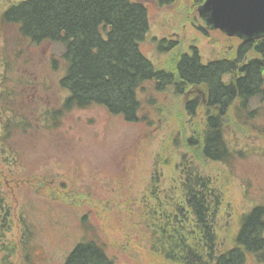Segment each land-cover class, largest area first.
<instances>
[{"label":"rangeland","instance_id":"374dc122","mask_svg":"<svg viewBox=\"0 0 264 264\" xmlns=\"http://www.w3.org/2000/svg\"><path fill=\"white\" fill-rule=\"evenodd\" d=\"M130 1L148 10L141 50L161 71L174 74L180 56L193 50L205 63L236 57L242 40L207 28L198 11L204 3ZM19 2L0 0V264H63L84 238L115 264H175L164 257L170 242H192V225L184 228L179 212L185 158L220 188L218 244L231 248L241 218L264 203V96L253 100L249 123L234 107L225 119L228 146L242 153L230 165L202 154L207 113L218 112L204 86L177 80L160 91L146 83L133 123L100 105L65 112L63 47L25 42L18 26L2 22ZM162 38L173 50H159ZM247 264L258 263L249 256Z\"/></svg>","mask_w":264,"mask_h":264},{"label":"trees","instance_id":"16d2710c","mask_svg":"<svg viewBox=\"0 0 264 264\" xmlns=\"http://www.w3.org/2000/svg\"><path fill=\"white\" fill-rule=\"evenodd\" d=\"M173 1L160 0L163 4ZM195 1L202 4L205 0ZM1 16L6 25L18 26L23 41L36 46L49 43L63 47L67 69L61 84L70 92L63 105L65 112L74 107L100 105L128 123L138 122L139 91L146 83L154 82L157 89L164 91L181 80L191 86H204L208 107L218 110L207 113L201 145L204 159L230 165L236 154L242 155L228 146L225 119L234 107V115H243L238 119L246 123L254 120L255 114L249 108L255 98L264 96V38L242 42L236 57L229 60L221 58L205 63L198 51L185 53L177 60L173 74L158 69L141 50V42L150 32L148 10L141 3L20 0ZM159 46L161 52L174 48L164 40ZM253 52L258 57H251ZM180 172L183 203L179 212L192 222L189 231L192 242L186 244L183 240L181 247L173 243L164 251L166 260L173 261L179 255L187 264H247L250 256L258 264H264V203L241 218L235 244L223 251L215 225L223 204L220 188L192 159H184ZM23 225V245L28 250L31 232L25 222ZM63 264L115 263L96 240L84 238Z\"/></svg>","mask_w":264,"mask_h":264},{"label":"water","instance_id":"95a60500","mask_svg":"<svg viewBox=\"0 0 264 264\" xmlns=\"http://www.w3.org/2000/svg\"><path fill=\"white\" fill-rule=\"evenodd\" d=\"M199 17L210 30L246 42L264 37V0H205Z\"/></svg>","mask_w":264,"mask_h":264},{"label":"bare ground","instance_id":"6f19581e","mask_svg":"<svg viewBox=\"0 0 264 264\" xmlns=\"http://www.w3.org/2000/svg\"><path fill=\"white\" fill-rule=\"evenodd\" d=\"M201 6L202 5H199V8L198 9H200L201 8ZM149 33V32H148ZM148 33H146V36L148 35ZM148 37H145V40L147 39ZM144 40V41H145ZM158 40V39H157ZM162 40H165V38H162ZM162 40H159V41H162ZM144 41H142L141 42V45H142V43H144ZM166 41V40H165ZM186 54H187V52H186ZM182 56H185V54H182L181 55V57ZM251 57H253L252 55H251ZM257 57V55H255L254 56V58H256ZM151 62H153V61H151ZM181 221V220H180ZM179 223V222H178ZM181 224H182V221H181ZM185 224V225H184ZM192 224V222H191V220L189 219V218H187V217H185V216H183V226H184V228H187V227H189L190 228V225ZM216 234H217V230H216ZM218 239V238H217ZM171 240H172V238H171ZM170 241V240H169ZM234 242V244H235V240L233 241ZM171 244H173L174 242L173 241H171L170 242ZM169 243V244H170ZM171 244H170V246H171ZM169 246V247H170ZM180 256H182L183 257V254L182 255H180ZM173 262L175 263V264H187V261L184 259V258H181V257H179V255L176 257V259H173Z\"/></svg>","mask_w":264,"mask_h":264}]
</instances>
